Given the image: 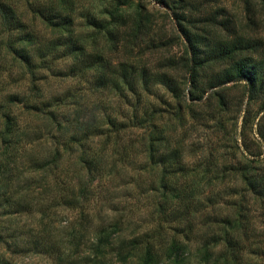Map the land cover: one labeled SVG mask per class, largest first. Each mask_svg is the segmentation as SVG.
<instances>
[{
    "label": "trees",
    "instance_id": "trees-1",
    "mask_svg": "<svg viewBox=\"0 0 264 264\" xmlns=\"http://www.w3.org/2000/svg\"><path fill=\"white\" fill-rule=\"evenodd\" d=\"M257 2L264 12V0ZM72 3L73 0H0V220L5 218L7 223L30 213L44 217L53 206L80 207L82 200L86 199L87 185L79 183L81 186L74 188L67 181V172L65 179L58 173V170H63L60 166L63 156L73 151L71 144L80 150L78 171L84 170L89 178L94 175L103 177L108 169L105 171L106 166L101 163L100 151L90 153L83 146L88 138L96 137L101 127H107L104 138L110 142L112 137L114 145L129 129L142 128L140 143L147 160L145 165L156 166L155 171L159 175L148 189L158 197L154 205L156 228L150 233L135 235L129 242H121L115 253L135 251L138 264H260L252 259L264 260L263 242H249L245 199L248 195L260 203L264 202L262 152L252 154L247 150L245 153L249 158L228 167L186 163L182 155L183 146L177 143L169 149L165 131L152 126V111L138 108V105L133 106L137 110L121 120H115L109 114L101 118L103 124L73 122L62 108L65 103L64 100L61 102V96L37 99V69L53 71L51 65L54 62L65 60L66 68L56 69L61 76L82 78L88 73L98 74L96 83L110 84L119 97L127 98V93L137 103L144 95H151L153 86L163 87L180 109L187 101H202L209 90L215 91L221 85L241 84L249 106L259 102V110L264 111V50L253 48L242 37L231 34L229 38L219 32L228 29L226 21L207 23L210 28L201 27L200 22L192 17L189 5L177 0L171 3L169 11L178 35L184 41L183 55L167 60L165 71L156 75L145 69L135 71L130 63H119L112 73L113 80H110L106 75L111 64L106 62L102 53L90 49L87 37L73 30V19L68 10ZM107 15L106 21L85 19L88 25L100 30H109L110 25L116 29L126 28L129 24L128 18L116 10L109 11ZM37 19L57 34L38 36L34 29ZM13 68L19 70L15 76ZM177 68L184 73L183 84H188L186 94L182 95L183 103L180 101L183 91L176 84V79L167 75ZM18 80L27 83L24 91H11ZM214 95L218 98L217 108L222 111L228 109L230 102L226 96L221 92ZM249 112L250 109H246L245 121L248 116L251 118ZM206 113L207 118H213L214 114ZM72 129V134H68ZM53 130L59 133L58 136L51 133ZM256 134L264 140V133L257 130ZM46 135L53 148L50 147V152L43 156L38 154L37 147ZM129 146L126 143L124 149ZM145 168L142 166L139 171ZM40 173L48 176L55 173L57 177L53 180L56 181L48 184L47 176L41 177ZM229 176L232 181L239 179V188L227 184L222 187L225 189L215 190L225 184ZM32 184H39L44 193L51 192L50 204L43 206L37 203V197L30 198L28 189ZM223 193L231 195V200L227 204L225 202L231 212L224 215L208 213L201 224L204 230L198 231L195 228L198 207L203 204L211 208L218 206V196ZM163 225H169L166 229L170 232L163 234ZM39 226L41 229L38 231L36 228L26 232L7 226L0 228V242H18L25 234L27 237L22 241L26 242L25 245L23 248L16 245L17 249L48 254L57 258L56 264H114L112 260H103L104 257L75 259L61 256L59 253L63 250L46 237L40 223ZM117 227L115 220L95 233L97 252L111 237L110 231ZM191 246L195 253L193 260L187 257ZM13 247L15 249L14 244ZM0 264L14 263L0 252Z\"/></svg>",
    "mask_w": 264,
    "mask_h": 264
},
{
    "label": "rangeland",
    "instance_id": "rangeland-1",
    "mask_svg": "<svg viewBox=\"0 0 264 264\" xmlns=\"http://www.w3.org/2000/svg\"><path fill=\"white\" fill-rule=\"evenodd\" d=\"M176 1L73 0L69 9L66 8L73 19V30L87 37L90 49L96 53H102L106 62L111 64L106 77L113 80L112 73L117 70L119 63H130L135 71L145 69L150 74L156 75L165 71L164 66L167 60L177 59L183 55L184 41L178 35L169 11L171 3ZM182 1L189 5L188 9L192 17L200 22L201 27L210 26L207 23L226 21L228 29L225 31L221 29L219 32H223L229 38L231 34L242 37L250 42L253 48L264 50V12L257 0ZM111 10H116L117 13L128 18L129 24L126 28L116 29L110 25L109 30H100L86 22L87 17L90 20L93 18L106 21L107 13ZM34 29L38 36L50 37L51 33L57 34V31L48 30L38 19L34 22ZM66 62L65 60L54 62V65H51L53 71L37 69V99L61 96V102L64 100L65 103L62 108L69 115V120L73 122L78 120L95 125L103 124L101 118L104 115L110 114L115 120H121L123 117H128L134 109L137 110V107H141L152 111V126L165 131L169 149L175 147L177 143L183 146L182 155L186 163H209L213 167H228L249 158L245 153L247 150L252 154L262 152L264 156V140L259 139L256 134L257 130L264 133V111L259 110V102L251 103L249 106L241 84L221 85L215 91L209 90L202 101H187L180 109L176 100L163 87L153 86L151 95H144L143 99L137 103L127 93V98L119 97L110 84L96 83L98 74L88 73L82 78L63 77L57 73L56 69H65ZM18 71V68H13L12 74L15 76ZM167 75L176 79V84L183 91L181 97L185 95L188 84H183L184 73L177 68V70L169 71ZM14 76L13 79L16 78ZM117 81L121 82L118 77ZM26 86L27 83L18 80L16 85L11 87V91H24L23 88ZM216 92L224 94L230 102L225 111L217 108L218 98L214 95ZM180 101L184 102L183 97ZM246 109H250L251 118L248 116L245 121ZM239 110H241L240 113H238ZM206 112L210 116L214 114L213 118H207ZM106 128L101 127V130L97 132L101 135L89 137L88 142L83 145L90 153L100 151L98 153L102 156L101 163L106 166L105 171L108 169L105 176L94 175L95 177L89 178L84 170L78 171L80 150L75 147V144H71L73 151L64 155L60 161L63 169L58 170L60 178L65 179V172H67V181L74 188H79L81 186L79 183L87 185L86 199L82 200L80 207L53 206L44 217L30 213L7 223L6 219L2 218L0 228L7 226V228H18L24 232L37 228L38 231L41 229L40 223L47 234L46 237L63 250L59 253L61 256H72L75 259L85 256L104 257L103 260L109 262L112 260L114 264H138L135 251L128 250L118 255L114 250L121 242H129L135 235L150 233L156 228L154 205L158 197L148 189L158 180L159 175L158 171H155L156 166L145 165L147 160L140 143L144 129L131 128L120 140H117L116 144L112 145V137L110 142L104 138ZM72 131L73 129L68 134H72ZM51 133L56 136L59 134L55 130ZM126 143L130 146L124 149ZM122 145L123 148H121ZM50 147L53 148L46 135L37 147V152L43 156L47 155ZM142 166H146L145 170L139 171ZM39 175L47 176L45 180L48 184L54 183L56 180L53 179L57 177L55 173L50 176L42 173ZM235 179L234 182L230 176L226 177L224 186L220 185L215 190L225 189L222 187L227 184L231 185L229 187L239 188V179ZM77 183L79 185H76ZM44 192L39 184H32L30 190L28 189L30 198L37 197V203L43 206L50 204L52 199L51 192ZM218 197V206L211 208L203 204L198 207L199 213L195 218V228L198 231L204 230L201 224L208 213L217 212L224 215L231 212L232 209L225 205V202L227 204L231 200L229 198L231 195L223 193ZM245 206L248 211L249 242H263L261 244L264 247V202L260 203L247 195ZM41 218L44 219L40 220ZM115 220L118 227L110 231L111 237L97 252L95 233ZM166 227L161 226L163 234L170 232ZM22 236L18 242H0V252L14 264L57 263V258L48 254L17 249L16 245L21 248L26 243L22 241L27 236L25 234ZM189 242H195V240ZM189 253L187 257L193 260L195 257L193 246L189 248ZM252 260L264 264L261 258Z\"/></svg>",
    "mask_w": 264,
    "mask_h": 264
}]
</instances>
